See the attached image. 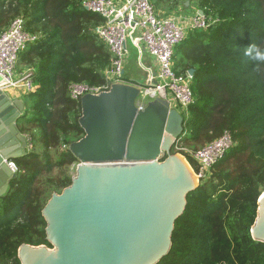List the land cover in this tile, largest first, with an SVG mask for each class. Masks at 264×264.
<instances>
[{
    "label": "trees",
    "instance_id": "obj_1",
    "mask_svg": "<svg viewBox=\"0 0 264 264\" xmlns=\"http://www.w3.org/2000/svg\"><path fill=\"white\" fill-rule=\"evenodd\" d=\"M82 1L0 0V34L23 16L25 29L40 35L18 61L19 70L34 69L38 89L26 95L32 105L18 121L32 145L13 159L18 176L0 197V264H21L23 243L50 246L42 210L72 183L78 160L69 146L85 134L69 86L106 82L113 55L95 32L104 20ZM172 1L168 11L190 1L188 10L195 5L209 23L190 30L175 50L176 74L194 69L181 144L198 150L226 130L235 144L188 195L171 251L158 264H264V242L251 233L264 191V61L245 54L253 45L264 51V0ZM152 2L161 10L168 0Z\"/></svg>",
    "mask_w": 264,
    "mask_h": 264
},
{
    "label": "water",
    "instance_id": "obj_2",
    "mask_svg": "<svg viewBox=\"0 0 264 264\" xmlns=\"http://www.w3.org/2000/svg\"><path fill=\"white\" fill-rule=\"evenodd\" d=\"M140 94L114 83L81 98L85 134L69 146L78 160L72 183L42 210L50 246L23 243L21 264H158L169 254L176 221L200 183L173 153L186 130L183 114L162 98L140 108ZM25 111L22 98L0 90V197L18 176L8 161L31 146L18 127ZM251 233L264 242V191Z\"/></svg>",
    "mask_w": 264,
    "mask_h": 264
},
{
    "label": "built area",
    "instance_id": "obj_3",
    "mask_svg": "<svg viewBox=\"0 0 264 264\" xmlns=\"http://www.w3.org/2000/svg\"><path fill=\"white\" fill-rule=\"evenodd\" d=\"M81 6L88 12L102 16L104 22L95 28V32L108 45L113 59L104 71L106 82L103 85L72 83L69 86L71 97L81 100L86 94L109 90L114 83H129L141 89L137 103L140 108L145 107L150 100L162 98L168 100L183 116L187 115L194 102L193 75L189 71L176 74L174 55L176 47L186 39L190 30L208 28L204 13L197 11L188 18L164 15L160 11L156 12L152 0H83ZM39 39V34L25 29L23 16L15 18L8 29L0 34V90L12 98L23 99L38 89L34 81V69L18 71L17 64L20 54ZM129 39L141 57L147 52L155 60L156 70L144 67L147 70L144 81L125 80L130 54ZM27 138L30 141L31 138ZM234 144L232 133L226 130L198 150L184 147L178 138L173 153L179 154L189 163L200 182L209 177L214 165L224 159ZM8 163L14 172H19L13 160Z\"/></svg>",
    "mask_w": 264,
    "mask_h": 264
},
{
    "label": "rangeland",
    "instance_id": "obj_4",
    "mask_svg": "<svg viewBox=\"0 0 264 264\" xmlns=\"http://www.w3.org/2000/svg\"><path fill=\"white\" fill-rule=\"evenodd\" d=\"M186 2H189V4H187ZM182 1L179 5H177L175 7V9L171 12V11H168V7L169 5H171V7H173V1L172 0H168V3L166 5H163L161 6V10H158V7L155 6V9H156V12L158 13V11H162V14L164 15H176V16H181V17H185L188 18L190 15H193L195 14L197 11H200L197 9V7L195 5H192V7H190V10L189 9V6L191 5V2L190 1ZM184 3V5L182 4ZM128 49L130 51V54H129V62L131 64H129L127 70H128V73L130 74L131 73V65L135 68L136 67V61H137V56H138V51L134 48L133 44H132V41L129 39L128 40ZM17 70L19 71V62L17 64ZM21 71V70H20ZM142 81H144V78L142 76L139 77ZM23 100L26 102L27 104V107L28 109H30L31 105H32V100L27 97V96H24L23 97ZM75 169H76V164L71 166V173L72 175H74L75 173ZM210 177V176H209ZM208 177V178H209ZM203 181H200L199 183L201 184Z\"/></svg>",
    "mask_w": 264,
    "mask_h": 264
},
{
    "label": "crops",
    "instance_id": "obj_5",
    "mask_svg": "<svg viewBox=\"0 0 264 264\" xmlns=\"http://www.w3.org/2000/svg\"><path fill=\"white\" fill-rule=\"evenodd\" d=\"M129 64H131V63L128 61V64H127V67H126V76H127L128 82L142 81L139 78L140 76H142L145 79V77L147 75V70L145 69L146 67H151L154 70H156L155 60L147 52L144 53L142 57L138 53L137 61H136V67L134 68L131 65L132 69H131V73L130 74L128 73V70H127Z\"/></svg>",
    "mask_w": 264,
    "mask_h": 264
},
{
    "label": "clouds",
    "instance_id": "obj_6",
    "mask_svg": "<svg viewBox=\"0 0 264 264\" xmlns=\"http://www.w3.org/2000/svg\"><path fill=\"white\" fill-rule=\"evenodd\" d=\"M253 53L255 54L256 59H258L259 61H264V51H261L254 45L246 49V55H252Z\"/></svg>",
    "mask_w": 264,
    "mask_h": 264
}]
</instances>
